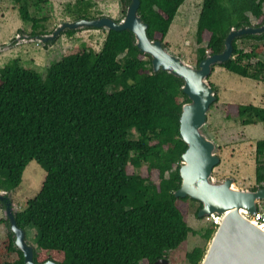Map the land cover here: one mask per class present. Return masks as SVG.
<instances>
[{"label": "trees", "instance_id": "obj_1", "mask_svg": "<svg viewBox=\"0 0 264 264\" xmlns=\"http://www.w3.org/2000/svg\"><path fill=\"white\" fill-rule=\"evenodd\" d=\"M121 1L125 13L128 0ZM184 1L141 0L139 14L149 24L150 37L165 40ZM19 2L32 31L44 30L42 19L31 15L28 0ZM253 17L255 25L264 23V0H204L196 30L199 61L221 52L231 28L253 25ZM239 39L254 43L245 50ZM134 40L130 29H110L100 50L83 42L67 49L45 72L19 59L0 67V189H18L31 160L46 170L40 189L16 214L21 227L37 229L36 261H173L170 250L179 249L190 232L197 233L188 222L191 198L174 194L187 148L179 119L188 96L182 79L165 70L155 72L151 57ZM51 44L45 43L47 48ZM220 65L264 81V32L237 37L234 57ZM225 106L229 119L236 116L245 125L264 122L263 105ZM255 150L261 183L264 139ZM200 207L201 202L196 213ZM214 226L212 221L203 233L207 241ZM7 229L0 264H24ZM204 250L201 245L187 250L186 264H197ZM1 252L17 253V258L3 259Z\"/></svg>", "mask_w": 264, "mask_h": 264}, {"label": "water", "instance_id": "obj_2", "mask_svg": "<svg viewBox=\"0 0 264 264\" xmlns=\"http://www.w3.org/2000/svg\"><path fill=\"white\" fill-rule=\"evenodd\" d=\"M141 0H128L126 12L119 19L109 15L79 17L61 20L49 33L35 36L22 30L3 45L7 50L16 42L55 40L65 30L82 27L105 30L130 29L135 36V45L152 59L155 72L165 70L182 79V89L188 100L182 104L179 119L181 139L187 143L181 155L179 171L180 187L176 197H190L201 202L198 216L211 217L214 230L197 264H264V224L251 214L256 211L257 200L264 198V186L249 188L240 186L235 177L214 175V168L221 162L218 154L220 144L207 128L208 112L218 99L217 90L209 81L216 64L234 57V40L245 34H262V25L231 28L225 38L224 49L207 54L198 63H191L173 52L164 40L150 37L149 24L139 14ZM0 205L7 227L14 235V243L23 252L24 264H62L53 258L36 261V246L29 241L27 230L17 222L18 205L12 199V191L0 189ZM153 264H171L169 257H161Z\"/></svg>", "mask_w": 264, "mask_h": 264}, {"label": "rangeland", "instance_id": "obj_3", "mask_svg": "<svg viewBox=\"0 0 264 264\" xmlns=\"http://www.w3.org/2000/svg\"><path fill=\"white\" fill-rule=\"evenodd\" d=\"M204 0H185L179 7L171 24L165 42L171 50L191 63H198L200 52L196 41L197 21ZM91 3V5H90ZM31 15L42 19L43 29L52 31L61 20H73L82 16L98 17L109 15L115 19L123 16V3L121 0H28ZM19 0H0V45L14 39L22 30L40 36L46 33L39 29L32 31V22L25 21L20 12ZM256 24L257 19L252 18ZM41 28V27H40ZM107 30L95 27L79 28L74 34L64 33L59 35L48 48L42 41L17 43L11 48L0 51V67L9 61L19 59L24 66L46 71L47 66L60 59L63 53L76 45L88 42L97 51L101 49ZM38 43V44H37ZM240 47L248 50L254 43L253 40H238ZM209 81L215 85L218 100L213 103L207 120V128L216 141L220 144L218 154L221 162L214 168V175L224 178L227 175L235 177L237 183L243 187H252L256 180V143L264 139V122L243 124L242 119L236 116H225L226 103L256 104L264 106V81L241 76L228 70L226 67L216 64L209 77ZM45 168L31 160L24 172L22 182L18 189L12 191V199L18 205V210L25 205L27 198L33 197L40 189L45 177ZM189 224L197 230L190 232L186 242L176 250H170L173 258L171 264H186L184 254L195 246H206L207 239L203 233L212 225L211 217H200L196 213L199 201L190 199ZM3 210L0 205V218ZM7 221L0 223V244L7 235ZM37 229L30 226L27 236L35 245ZM1 251V247H0ZM3 259L17 258V253L8 255L1 252Z\"/></svg>", "mask_w": 264, "mask_h": 264}, {"label": "built area", "instance_id": "obj_4", "mask_svg": "<svg viewBox=\"0 0 264 264\" xmlns=\"http://www.w3.org/2000/svg\"><path fill=\"white\" fill-rule=\"evenodd\" d=\"M38 44V43H37ZM262 173L264 174V156L262 159ZM259 186H264V181L258 184ZM252 218H254L259 223L264 224V198H259L257 200V208L254 213L251 214Z\"/></svg>", "mask_w": 264, "mask_h": 264}, {"label": "flooded vegetation", "instance_id": "obj_5", "mask_svg": "<svg viewBox=\"0 0 264 264\" xmlns=\"http://www.w3.org/2000/svg\"><path fill=\"white\" fill-rule=\"evenodd\" d=\"M16 37V36H15ZM14 37V38H15ZM257 180V179H256ZM260 182L257 180V184L255 185V186H252L251 188H256V187H258V184H259Z\"/></svg>", "mask_w": 264, "mask_h": 264}]
</instances>
